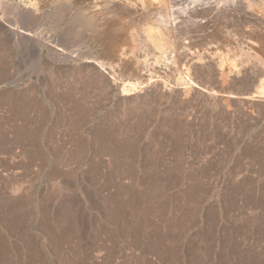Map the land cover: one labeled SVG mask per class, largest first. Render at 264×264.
Wrapping results in <instances>:
<instances>
[{"label":"rangeland","instance_id":"obj_1","mask_svg":"<svg viewBox=\"0 0 264 264\" xmlns=\"http://www.w3.org/2000/svg\"><path fill=\"white\" fill-rule=\"evenodd\" d=\"M2 1L0 264H264V6Z\"/></svg>","mask_w":264,"mask_h":264},{"label":"bare ground","instance_id":"obj_2","mask_svg":"<svg viewBox=\"0 0 264 264\" xmlns=\"http://www.w3.org/2000/svg\"><path fill=\"white\" fill-rule=\"evenodd\" d=\"M123 1V0H122ZM135 0H128V3H130V4H133V2H134ZM157 1H159V6H160V11H161V16H160V20L158 21V25H159V28H160V30H159V33H163V32H166L167 31V29H168V26H167V23L168 24H170V26L171 27H174V26H176V25H182V24H184V23H191L192 24V20H193V18L195 17L196 19H197V16H201L202 18H206L207 17V15H208V12H209V10H211V11H215V19H217V20H221L223 17H224V12H223V10H224V7L225 6H227V3L228 4H230V5H232V6H236L237 5V3L238 4H243V6L245 5L246 7H248V8H250V9H253L254 7H262V6H264V0H187V1H185V4H181V3H179V1L178 0H169V3H168V5L170 4V3H173V5H171V7H166V3H165V1L166 0H157ZM175 3H174V2ZM178 1V2H177ZM184 1V0H183ZM102 2V1H101ZM106 2H108V1H106ZM182 2V1H181ZM187 2V3H186ZM98 3V2H97ZM105 3V2H104ZM110 3V2H109ZM112 3H114V2H112ZM119 3V2H118ZM177 3H179V4H181V6H183V7H180V8H183L182 10H185L184 12H185V14H183L184 15V18L182 19V20H180L179 21V19H180V17H179V14L177 13V11H175L174 9H172V7H174V6H176L177 8H179L178 7V5H177ZM4 4V2L2 1V0H0V8H1V6ZM107 4V3H106ZM101 5V4H100ZM123 5H125V4H123ZM138 5V4H137ZM225 5V6H224ZM106 6V5H105ZM159 6L157 7V9L159 8ZM104 7V6H103ZM223 8V9H222ZM10 9H12V8H10ZM123 9V8H122ZM133 9V8H132ZM247 9V8H246ZM1 11H2V9H0ZM128 11H129V8L127 9ZM134 10V9H133ZM177 10H179V9H177ZM34 11V10H33ZM137 11H139V10H137ZM180 11V10H179ZM3 12L4 11H2V14H3ZM135 12V11H134ZM11 13V12H10ZM138 13V12H137ZM181 13H183L182 11H180V14ZM1 14V15H2ZM6 14V13H5ZM128 14V13H127ZM135 14V13H134ZM133 14V15H134ZM136 16V15H135ZM181 16V15H180ZM3 17V16H2ZM16 17H19V16H16ZM125 17H126V15H125ZM140 17V16H139ZM183 17V16H182ZM4 18V17H3ZM33 18V17H32ZM201 18V19H202ZM5 19H7V18H5ZM30 19L31 18H29V21H30ZM116 19V18H115ZM200 18H199V21L201 20ZM20 20V19H19ZM19 20H18V22H19ZM28 20V19H27ZM32 20V19H31ZM176 20H178L177 22H176ZM11 22H5L4 21V24L6 23V25H5V27H6V30H8V31H13L15 28H14V23H12V20H10ZM24 21H26V20H24L23 19V23H24ZM41 21V20H40ZM107 21V20H106ZM22 22V21H21ZM26 22H28V21H26ZM96 22V21H95ZM113 22V21H112ZM115 22V21H114ZM194 22V21H193ZM12 23V24H11ZM16 23V22H15ZM149 23V22H148ZM28 24H29V22H28ZM33 25H34V22L32 23ZM39 24V23H38ZM191 24H189V25H191ZM107 25V24H106ZM115 25V24H114ZM2 26V25H1ZM29 26V25H28ZM35 26V25H34ZM37 26V25H36ZM91 26V25H90ZM108 26H109V24H108ZM19 27V26H18ZM23 26H21L20 28H22ZM26 27V26H25ZM25 27H23L20 31H18L19 32V34L18 35H20V34H22L21 36H25V35H28V34H30L34 29H35V27H34V29L31 31L30 29H24ZM30 27V26H29ZM182 27V26H181ZM27 28V27H26ZM109 29V28H108ZM172 29V28H171ZM175 29V32H176V34H177V32H178V30L179 29H176V27L174 28ZM2 30V29H1ZM4 30V29H3ZM107 30V29H106ZM110 30V29H109ZM7 31V32H8ZM9 32V33H10ZM168 32V31H167ZM171 33L173 32L172 30L170 31ZM32 33H34V32H32ZM174 33V32H173ZM35 34V33H34ZM33 34V35H34ZM38 34V33H37ZM175 34V35H176ZM17 35V36H18ZM36 35V34H35ZM31 36V35H30ZM174 36V35H173ZM177 36V35H176ZM111 37V36H110ZM137 37V36H136ZM170 37V36H169ZM20 38H24V37H20ZM29 38V37H28ZM30 38H32V36L30 37ZM112 38V37H111ZM26 39V38H25ZM24 39V40H25ZM131 39V38H130ZM27 40V39H26ZM133 40V39H132ZM132 40H130V42L132 41ZM133 43V42H132ZM1 44V43H0ZM123 44V43H122ZM117 45V44H116ZM126 45V44H125ZM124 45V46H125ZM123 46V48H125ZM117 47V46H116ZM136 47H138V46H136ZM38 49V48H37ZM127 50V49H126ZM132 50V49H131ZM135 50V49H134ZM39 51V50H38ZM122 51V50H121ZM132 53V52H131ZM121 54V53H120ZM122 55V54H121ZM156 56V55H155ZM157 57V56H156ZM92 59H94V57L92 58ZM95 60V59H94ZM101 62V61H100ZM94 64H96V63H94ZM93 64V66L92 67H94L95 65ZM97 65V64H96ZM83 66V65H82ZM86 66V65H85ZM90 67H91V65H89ZM98 66L101 68V67H103V69H104V66H105V64H99V62H98ZM89 67V68H90ZM80 68V67H79ZM78 68V69H79ZM188 69L187 70H189L190 69V67H187ZM81 69V68H80ZM79 69V70H80ZM95 69H96V71H95ZM95 69H94V71L93 72H96V75H95V73H94V75L92 76L87 70H85V72H88V74L86 73L85 75H88V77H89V75H91V78L92 77H94V76H96L97 77V72H100L99 70H98V67H96L95 66ZM78 70V71H79ZM90 70H91V68H90ZM93 70V69H92ZM113 70V69H112ZM82 71V70H81ZM191 71V70H190ZM193 71V70H192ZM191 71V72H192ZM195 71V70H194ZM92 72V71H91ZM92 72V73H93ZM111 72V71H110ZM191 72H190V74H191ZM108 73V72H107ZM112 73V72H111ZM185 73V72H184ZM236 73V72H235ZM83 74H84V72H83ZM83 74H82V78H83ZM99 74V73H98ZM237 74V73H236ZM235 74V75H236ZM75 75V74H74ZM73 75V76H74ZM78 75H80V74H78ZM77 75V78L79 77ZM101 75L103 76V74L101 73ZM183 75V74H182ZM72 76V75H71ZM70 76V77H71ZM72 76V77H73ZM76 76V75H75ZM100 76V75H99ZM113 76V75H112ZM191 76H194V75H191ZM191 76L189 75V72L187 71L186 73H185V75H183L181 78H179L178 79V83H179V85H181L183 88L182 89H184V96H185V94L187 93V91H193L192 89H194V88H201V86L199 87V84L197 85V83H196V81H194V80H192V78H191ZM96 77H94L95 79H96ZM106 77V76H105ZM114 77V76H113ZM74 78V77H73ZM85 78V77H84ZM93 78V79H94ZM100 78H101V76H100ZM99 78V82L101 81V79ZM115 78V77H114ZM113 78V79H114ZM193 78H196V77H193ZM62 78H60L59 80H61ZM65 79L66 78H64L63 79V81L65 82ZM79 79H80V77H79ZM88 79H90V78H88ZM87 79V80H88ZM95 79L93 80V81H95ZM98 79V78H97ZM96 79V80H97ZM103 79H104V77H103ZM75 80H76V82H77V79H76V77H75ZM87 80H86V78H85V82L87 83ZM233 80V79H232ZM235 80V79H234ZM55 81L56 80H54V83H55ZM62 81V80H61ZM67 81V80H66ZM70 81H71V79L69 80V83H70ZM81 81V79L79 80V82ZM82 81H83V79H82ZM89 81V80H88ZM93 81H91L92 83H93ZM103 81V80H102ZM63 82V83H64ZM72 82V81H71ZM76 82L74 83V84H76ZM84 82V81H83ZM85 82L83 83V86H86V85H84L85 84ZM97 82H98V80H97ZM104 82H105V79H104ZM57 83V82H56ZM67 83V82H66ZM69 83H68V85H69ZM78 83V82H77ZM82 83V82H81ZM80 83V84H81ZM90 83V82H89ZM95 83V82H94ZM93 83V84H94ZM129 83V82H128ZM72 84V83H71ZM98 84V83H97ZM97 84H95V85H93L94 86V88H95V86L97 85ZM101 84V83H100ZM105 84V83H104ZM103 83L101 84V85H104ZM59 86L61 85V84H58ZM78 85H79V83H78ZM92 85V84H91ZM90 85V86H91ZM75 87L77 86V85H74ZM74 86H72L71 88H73ZM81 86H82V84H81ZM89 86V89L91 88L92 89V87L93 86H91L90 87ZM57 87V86H56ZM64 87H65V85H64ZM63 87V88H64ZM97 87V86H96ZM129 87V88H128ZM136 87H137V85L136 84H133V83H129L128 85H126V86H124L123 87V89H122V93L123 94H127V93H129V92H131V91H134L135 89H136ZM203 87V86H202ZM77 88H78V90H77ZM79 88H80V85H79V87H76V90L77 91H79ZM83 88V87H82ZM99 88H100V85H99ZM101 88H103V87H101ZM260 88V90H258ZM257 90V92H256V95H259L260 97H262V96H264V87L261 85L260 87H259ZM70 89V88H69ZM84 89H85V87H84ZM88 88H86V90H87ZM203 89H205V88H203ZM208 89V88H207ZM223 89V88H222ZM222 89L220 88V90L218 89V92L219 93H222L221 91H222ZM233 89V88H232ZM61 90V89H60ZM75 89H74V91H76ZM211 90V89H210ZM209 89L208 90H206V91H210ZM231 90V89H230ZM237 90V89H236ZM58 91V90H57ZM62 91V90H61ZM64 91V90H63ZM66 91V90H65ZM64 91V92H65ZM68 92H70L69 90H67ZM66 91V92H67ZM71 91H72V89H71ZM74 91H73V93H74ZM76 91V92H77ZM82 91H84V90H81V92ZM88 91V90H87ZM87 91H86V93H87ZM89 91H91V90H89ZM89 91H88V95H89ZM92 91H93V89H92ZM94 91H95V89H94ZM97 91H99V89H97ZM96 91V92H97ZM102 91V90H101ZM100 91V92H101ZM195 91H197V90H195ZM195 91H193V92H195ZM199 91V90H198ZM217 91V90H216ZM224 91V90H223ZM239 91V90H238ZM237 91V93H239ZM64 92H62V93H64ZM95 92V93H96ZM183 92V91H182ZM192 92V93H193ZM218 92L216 93V92H214V89H213V91H211V93L212 94H218ZM225 92H227V90L225 91ZM234 92H236V91H234ZM233 92V93H234ZM62 93H60V95L62 94ZM72 93V92H71ZM70 93V94H71ZM73 93H72V96H74L73 95ZM78 93V92H77ZM79 93H80V91H79ZM86 93H84V94H86ZM98 93V92H97ZM190 92H188V94H189ZM191 93V94H192ZM200 93V92H199ZM210 93V92H209ZM232 92L230 93H228V95L229 96H231V94H233ZM247 93V92H246ZM246 93H244V94H242L241 96H243V95H245ZM66 93H64V95H65ZM83 94V93H82ZM102 94V93H101ZM196 94V93H195ZM211 94V95H212ZM223 94L224 93H222V97H224L223 96ZM241 94V93H240ZM250 94V93H249ZM248 94V95H249ZM67 95H68V93H67ZM80 94H78V96H79ZM93 95V94H92ZM95 95V94H94ZM202 95H204L205 96V92H204V94H202ZM207 95V94H206ZM234 95H236V93L234 94ZM63 96V95H62ZM69 96V95H68ZM99 96V95H98ZM189 96H191V95H189ZM194 96V95H193ZM198 95L196 94V97H197ZM237 96V95H236ZM235 96V97H236ZM238 96H239V94H238ZM250 96V95H249ZM64 97H66V95L64 96ZM75 97V96H74ZM84 97H85V95H84ZM83 97V98H84ZM200 97V96H199ZM206 97V96H205ZM253 97V96H252ZM252 97H247V98H249V99H252ZM68 98H71V97H67V100H68ZM80 98H81V95H80ZM229 98V97H228ZM228 98L226 99V100H228ZM60 100H61V96H60V98H59ZM191 99H193L192 98V96H191ZM221 99V98H220ZM224 99V98H223ZM5 100V99H4ZM3 100V101H4ZM7 100V99H6ZM62 100H64V98L62 99ZM67 100H65V101H67ZM77 100H79V98H77ZM83 100V99H82ZM127 100V99H126ZM194 100V99H193ZM196 100V99H195ZM211 100H214V98L213 99H211ZM222 100V99H221ZM220 100V101H221ZM247 100V99H246ZM75 101V100H74ZM73 101V102H74ZM81 101V100H80ZM84 101V100H83ZM124 101H125V99H124ZM123 101V102H124ZM208 101H210V100H208ZM215 101V100H214ZM210 102V103H215V102ZM247 101H249V100H247ZM4 102H7V101H4ZM10 102H11V100H10ZM12 102H14V101H12ZM224 102V101H223ZM228 102V101H227ZM69 104H71V102H68ZM75 103V102H74ZM126 103V102H125ZM207 103V102H206ZM209 103V104H210ZM225 103V102H224ZM208 104V105H209ZM21 105V104H20ZM68 105V104H67ZM76 105V104H75ZM72 106H74V105H72ZM76 106H79V105H76ZM76 106L74 107L75 109H76ZM83 106V105H82ZM88 107V106H87ZM17 108V107H16ZM72 108V107H71ZM70 108V109H71ZM84 108L85 107H82V110H84ZM78 109V108H77ZM80 109V108H79ZM79 109H78V111H79ZM87 109V108H86ZM16 110V109H15ZM138 110V109H137ZM73 111V110H72ZM85 111V110H84ZM17 111H15V113H16ZM81 111H79V113H80ZM83 112V111H82ZM13 114V116L14 115H17V114ZM70 113H72V112H70ZM69 113V114H70ZM79 113H78V116H79ZM12 114V113H11ZM20 114V113H19ZM23 114H25V112L23 113ZM77 114V113H76ZM74 115V114H73ZM80 115H81V113H80ZM19 116V115H18ZM17 116V117H18ZM72 116V115H71ZM78 116H76V117H78ZM15 117V116H14ZM83 117V116H82ZM79 118H81L80 116H79ZM84 118V117H83ZM20 119H21V117H20ZM23 119H24V117H23ZM26 120H27V118H26ZM61 120H63V119H61ZM65 120V119H64ZM67 120V119H66ZM65 120V121H66ZM74 120H76V119H74ZM80 120H82V118L80 119ZM85 120V119H84ZM84 120H82V122L84 121ZM12 121V120H11ZM28 121V120H27ZM77 121V120H76ZM76 121H74V123L76 122ZM73 122V121H72ZM30 123V122H29ZM70 123H71V120H70ZM80 123V125L82 124L80 121L78 122V124ZM79 126V125H78ZM176 126V125H175ZM174 125L172 126V127H174V128H176ZM179 126V125H178ZM81 127V126H80ZM99 127V128H98ZM97 128L100 130V126H98ZM239 127V126H238ZM70 128H72V127H70ZM74 129H76L77 128V126H76V128L75 127H73ZM180 128V127H179ZM25 129V128H24ZM93 129H94V127H93ZM97 129V131L99 132V130ZM102 129V131H103V128H101ZM29 130V129H28ZM31 130V129H30ZM173 130H175V129H173ZM176 130H179L178 129V127H177V129ZM25 131V130H24ZM24 131H23V133H24ZM35 131V130H34ZM97 131H95L96 133H97V135H98V132ZM107 131V130H106ZM180 131V130H179ZM22 132V131H21ZM20 132V133H21ZM25 132H27V131H25ZM31 133H32V130H31ZM100 133H101V131H100ZM175 134L176 133H178V132H174ZM30 134V133H29ZM33 134V133H32ZM32 134H30V135H28V133H27V135H26V138L27 137H31V135ZM103 134H105V133H103ZM109 134V133H108ZM181 135V134H180ZM19 136V135H18ZM21 136V135H20ZM179 136V135H178ZM29 137V138H30ZM99 137V136H98ZM100 137H103V135H101ZM106 137H107V135H106ZM17 138V137H16ZM32 138V137H31ZM30 138V139H31ZM3 139V138H2ZM97 139H99V138H97ZM101 139H99V141H100ZM102 141V140H101ZM104 141H106V140H104ZM112 142V141H111ZM117 142V141H116ZM116 142H114V143H116ZM5 143V142H4ZM80 143V142H79ZM109 143V142H108ZM76 144V143H75ZM123 144H125V143H123ZM129 144V143H128ZM5 145V144H4ZM3 145V146H4ZM103 145V141H102V144H101V146ZM109 145H110V143H109ZM122 145V144H121ZM120 145V146H121ZM127 145V144H126ZM7 146V145H6ZM85 146V145H84ZM125 146V145H124ZM8 147H9V145H8ZM81 148H82V146H80ZM104 147V146H103ZM105 147L108 149V147H107V144L105 145ZM104 147V148H105ZM118 146L116 145V147H114V148H117ZM123 147V146H122ZM77 148V147H76ZM80 148V149H81ZM131 148V147H130ZM8 149V148H7ZM6 149V150H7ZM79 149V148H78ZM118 149H120V150H122L121 149V147L119 148H117L116 150H118ZM108 150H112V148H110V149H108ZM114 150V149H113ZM124 150V149H123ZM252 151V150H251ZM262 152V151H261ZM263 153V152H262ZM251 154V153H250ZM258 155H259V153H258ZM249 156H251V155H249ZM254 156H256V155H254ZM253 156V157H254ZM260 157V156H259ZM262 157H264V155H262ZM251 159V158H250ZM258 159V158H257ZM258 161V160H257ZM259 161H261V160H259ZM262 167V166H261ZM134 201V200H133ZM140 202V201H139ZM138 202V203H139ZM131 203V202H130ZM142 204V203H141ZM133 206V205H132ZM131 208H133V207H131ZM134 209V208H133ZM135 210H137V209H135ZM142 212H143V210H142ZM145 212V211H144ZM146 214V213H145ZM140 219V218H139ZM137 220V219H136ZM139 223V222H138ZM141 225H143V224H141ZM145 225V224H144ZM250 262V261H249Z\"/></svg>","mask_w":264,"mask_h":264}]
</instances>
